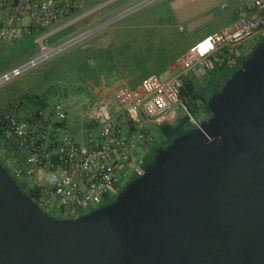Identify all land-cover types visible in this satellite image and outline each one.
<instances>
[{"label":"water","instance_id":"water-1","mask_svg":"<svg viewBox=\"0 0 264 264\" xmlns=\"http://www.w3.org/2000/svg\"><path fill=\"white\" fill-rule=\"evenodd\" d=\"M207 105L199 127L76 218L44 211L0 161V264H264V40Z\"/></svg>","mask_w":264,"mask_h":264},{"label":"built area","instance_id":"built-area-1","mask_svg":"<svg viewBox=\"0 0 264 264\" xmlns=\"http://www.w3.org/2000/svg\"><path fill=\"white\" fill-rule=\"evenodd\" d=\"M82 1L0 0V42L55 25L75 14ZM248 5L253 13L205 35L179 55L171 77L160 79L153 73L136 84L118 79L97 92L81 116L78 131L68 128L70 110L63 99L36 108H25L22 98L1 104L0 161L55 218H76L112 202L128 182L145 172L156 142L151 124L176 123L183 113L196 128L207 118L204 110L199 116L195 113L202 109V99H196V110L187 103L186 79L203 77L217 67L237 69L244 57L239 47L252 38L264 40V0H248ZM227 6L223 2L219 7ZM178 29L185 31L183 25ZM40 43L41 52L4 73L1 82L59 50Z\"/></svg>","mask_w":264,"mask_h":264},{"label":"rangeland","instance_id":"rangeland-1","mask_svg":"<svg viewBox=\"0 0 264 264\" xmlns=\"http://www.w3.org/2000/svg\"><path fill=\"white\" fill-rule=\"evenodd\" d=\"M221 1L83 0L75 14L55 25L0 42V76L37 56L41 40L49 47L65 46L21 75L1 82L0 105L22 98L25 108H36L42 102L50 105L63 99L70 110L68 128L78 131L88 103L114 81L124 78L135 84L153 73L160 79L171 77L176 58L210 32L211 19L229 10L230 6L219 7ZM180 24L185 31H179ZM247 43L251 44L246 49L249 54L260 40L252 38ZM163 56L170 60L160 69ZM97 65L98 70L92 67ZM216 74L194 78L197 89L204 88L209 95L213 87L207 83ZM203 109L196 110V115ZM184 117L180 114L179 120ZM150 128L159 141V126L151 124Z\"/></svg>","mask_w":264,"mask_h":264},{"label":"trees","instance_id":"trees-1","mask_svg":"<svg viewBox=\"0 0 264 264\" xmlns=\"http://www.w3.org/2000/svg\"><path fill=\"white\" fill-rule=\"evenodd\" d=\"M162 52L160 54H158L160 57H162ZM250 55L247 54L245 55L242 59H241V63ZM172 59H175V57H172ZM170 58L168 57H164L163 56V60L161 61V66L159 67L160 69H164L166 67V64L169 62ZM93 68H95L96 70H98L99 66H92ZM1 68V67H0ZM236 69H228L226 67H217L215 68L213 71L216 72L217 74L212 78V80H210L207 85H214L215 87L211 90L209 95H205L204 94V88H200L197 89V87L195 86V82H194V78L193 77H188L185 81V89L183 90V95L186 97L187 103L189 104V106L195 109V101L196 99H202L203 101V110L206 112V116L208 117L211 112L210 109L207 105V100L208 98L211 96V94L214 91L219 90L227 81V79L232 75V73L235 71ZM133 83H137V80H135ZM206 85V86H207ZM46 103L42 102L41 106H45ZM188 119L186 117L178 120L176 123L173 124H164L159 126L160 129V134L161 137L164 139H167V143L170 144L176 137L187 133L189 130L193 129L194 127L192 125L188 126ZM167 144V145H168ZM166 145V146H167ZM4 165V164H3ZM5 166V165H4ZM6 167V166H5ZM7 168V167H6ZM8 169V168H7ZM18 182V181H17ZM20 185V187L29 194V196L31 198H34V195L32 192L28 191V189L19 181L18 183Z\"/></svg>","mask_w":264,"mask_h":264},{"label":"crops","instance_id":"crops-1","mask_svg":"<svg viewBox=\"0 0 264 264\" xmlns=\"http://www.w3.org/2000/svg\"><path fill=\"white\" fill-rule=\"evenodd\" d=\"M223 2L227 3V5L230 6V8L228 11L223 12V13L217 15L216 17H214L213 19H211V22H212L211 25L212 26H211V28H209L210 32L208 34L214 33L216 31H219V30L224 29L226 27L232 26L239 19V17L250 15L251 13H253L255 11L254 8H252L251 6L248 5V0H222L221 3H223ZM180 25H183V24H180ZM55 30L56 29H54L52 31H55ZM81 35H83V34H81ZM81 35H78V36H81ZM75 37H77V36H75ZM250 40L251 39H249L247 41H250ZM246 42H244L245 45H246ZM243 44L239 47V49H240V51H242L244 53V56H245V55H247L246 49L251 47V44L247 43V45L244 46L246 48H243ZM123 80H125V79L123 78Z\"/></svg>","mask_w":264,"mask_h":264},{"label":"flooded vegetation","instance_id":"flooded-vegetation-1","mask_svg":"<svg viewBox=\"0 0 264 264\" xmlns=\"http://www.w3.org/2000/svg\"><path fill=\"white\" fill-rule=\"evenodd\" d=\"M213 88L215 87L214 85H211ZM216 88V87H215ZM168 143H167V139H164V138H161L159 141H156L154 144H153V146L151 147V149H150V152H149V155H148V159H146V164L148 163V162H150L153 158H154V156H155V154H156V150L158 149V148H164V147H166V145H167ZM153 158H152V157ZM152 159H151V158Z\"/></svg>","mask_w":264,"mask_h":264},{"label":"bare ground","instance_id":"bare-ground-1","mask_svg":"<svg viewBox=\"0 0 264 264\" xmlns=\"http://www.w3.org/2000/svg\"><path fill=\"white\" fill-rule=\"evenodd\" d=\"M54 49H45L44 51H47V52H51L53 51Z\"/></svg>","mask_w":264,"mask_h":264}]
</instances>
